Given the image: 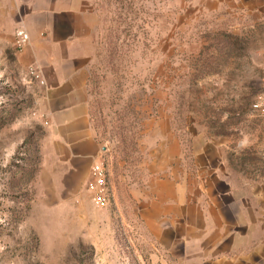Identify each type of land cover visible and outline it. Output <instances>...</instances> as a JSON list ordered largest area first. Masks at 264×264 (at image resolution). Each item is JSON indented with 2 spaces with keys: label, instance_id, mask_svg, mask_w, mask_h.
<instances>
[{
  "label": "rangeland",
  "instance_id": "rangeland-1",
  "mask_svg": "<svg viewBox=\"0 0 264 264\" xmlns=\"http://www.w3.org/2000/svg\"><path fill=\"white\" fill-rule=\"evenodd\" d=\"M209 1L94 0L88 90L110 203L87 197L80 215L66 195H35L42 81L0 56V264H208L162 246L144 205L197 195L220 163L232 195H264V22ZM252 237L250 264H264V222Z\"/></svg>",
  "mask_w": 264,
  "mask_h": 264
},
{
  "label": "crops",
  "instance_id": "crops-1",
  "mask_svg": "<svg viewBox=\"0 0 264 264\" xmlns=\"http://www.w3.org/2000/svg\"><path fill=\"white\" fill-rule=\"evenodd\" d=\"M209 2L224 4L232 23L264 22V0ZM96 25L94 0H0L3 66L33 68L42 81L46 142L35 195H66L73 215H80L81 203L88 200L90 167L101 155L88 90ZM18 28L28 35L20 51ZM221 167L215 166L224 175ZM222 174L212 170L197 195H156L140 217L170 250L175 243L184 249L193 245L208 264L257 263L261 256L252 233L264 222V195H232ZM164 230L168 238L161 234Z\"/></svg>",
  "mask_w": 264,
  "mask_h": 264
},
{
  "label": "built area",
  "instance_id": "built-area-1",
  "mask_svg": "<svg viewBox=\"0 0 264 264\" xmlns=\"http://www.w3.org/2000/svg\"><path fill=\"white\" fill-rule=\"evenodd\" d=\"M15 36L16 46L19 48L28 40V35L22 28L16 29ZM31 74L34 73L31 72ZM85 188L89 194L90 202L95 207H105L110 203L108 176L101 160L91 165Z\"/></svg>",
  "mask_w": 264,
  "mask_h": 264
}]
</instances>
